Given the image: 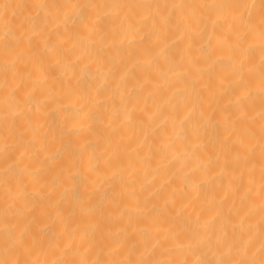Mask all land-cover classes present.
<instances>
[{
	"label": "bare ground",
	"instance_id": "bare-ground-1",
	"mask_svg": "<svg viewBox=\"0 0 264 264\" xmlns=\"http://www.w3.org/2000/svg\"><path fill=\"white\" fill-rule=\"evenodd\" d=\"M259 4L0 0V261L260 264Z\"/></svg>",
	"mask_w": 264,
	"mask_h": 264
},
{
	"label": "snow or ice",
	"instance_id": "snow-or-ice-1",
	"mask_svg": "<svg viewBox=\"0 0 264 264\" xmlns=\"http://www.w3.org/2000/svg\"><path fill=\"white\" fill-rule=\"evenodd\" d=\"M39 7H53V8H59V5H39ZM181 7V6H176ZM204 7H208L210 9H215L218 14L223 13L225 9H233V10H239V9H248V8H254L255 5H248L246 3H233V4H209L204 5ZM260 9V38H261V63H260V93L262 98H264V0H260L259 4ZM243 16V13H241V17ZM219 18V15H218ZM6 48V55L11 54L12 50L15 48V45L9 43L5 45ZM15 95V92L13 93ZM262 148H264V145H262ZM17 251L25 247V242L23 240L18 241L15 246ZM261 252L264 254V243H262L261 246ZM0 264H30L27 260H3L0 261ZM57 264H64V262H57ZM69 264H75V262H69ZM79 264H87V261H80ZM113 264H189V262H179L174 260H165V261H116L113 262ZM197 264H213L212 261H199ZM215 264H230L229 261L226 260H218L215 262ZM232 264H256V262L253 261H247V260H240L237 262H232ZM260 264H264V259L260 261Z\"/></svg>",
	"mask_w": 264,
	"mask_h": 264
}]
</instances>
